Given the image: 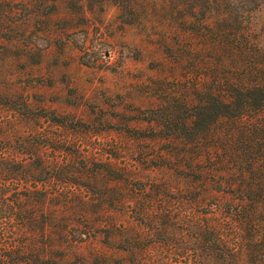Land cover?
I'll use <instances>...</instances> for the list:
<instances>
[{"label": "trees", "instance_id": "trees-1", "mask_svg": "<svg viewBox=\"0 0 264 264\" xmlns=\"http://www.w3.org/2000/svg\"><path fill=\"white\" fill-rule=\"evenodd\" d=\"M107 1L77 0L73 7ZM109 1L126 26L143 22L152 29L158 22L166 27L157 44L160 62L170 59V73L182 90L174 96L159 88L168 105L156 107V121L170 129L167 139L181 148L174 171L191 179L196 190L194 212L179 219L190 234L162 238L155 256L160 241L144 244L152 238L149 233L129 235L124 224H111L103 232L105 244L120 253L119 259L112 262L99 250L78 255L73 249L92 242L94 232L67 225L64 202L50 209L48 188L59 197L67 185L81 191L95 173L85 176L88 181L67 177L66 160L43 157L42 134L35 135V143L31 135L0 138V264H173V259L177 264H264V30L257 22L264 0ZM150 218L143 211L135 219Z\"/></svg>", "mask_w": 264, "mask_h": 264}, {"label": "rangeland", "instance_id": "rangeland-1", "mask_svg": "<svg viewBox=\"0 0 264 264\" xmlns=\"http://www.w3.org/2000/svg\"><path fill=\"white\" fill-rule=\"evenodd\" d=\"M76 3L0 0V138L31 135L35 143L42 134L43 157L66 160L67 177L88 181L85 176L95 173L81 191L67 185L59 197L48 188L50 209L64 202L66 224L94 232L93 241L75 253L99 250L112 262L119 259L103 232L122 223L129 235L149 233L144 244L160 241L153 250L158 256L162 238L190 234L179 219L194 212L196 192L191 179L174 171L181 148L156 121V107L168 105L163 96L182 90L170 73V59L160 62L157 44L166 27L126 26L109 0L86 3L83 10ZM257 22L264 30V10ZM77 198L90 202L74 204ZM143 211L151 216L146 223L135 219ZM75 216L77 222L71 220ZM110 232V242H119Z\"/></svg>", "mask_w": 264, "mask_h": 264}]
</instances>
